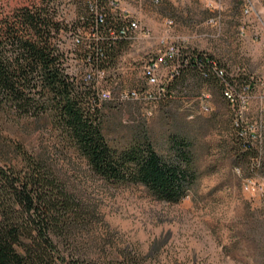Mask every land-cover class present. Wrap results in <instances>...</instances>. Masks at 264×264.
<instances>
[{"label":"rangeland","instance_id":"1","mask_svg":"<svg viewBox=\"0 0 264 264\" xmlns=\"http://www.w3.org/2000/svg\"><path fill=\"white\" fill-rule=\"evenodd\" d=\"M32 1L39 0H0V7ZM46 1L61 24L55 41L66 72L85 85L91 82L84 75L92 73L95 96L110 94L97 102L108 144L123 149L148 142L166 158L173 141L184 140L194 175L183 200L159 202L141 186H112L92 174L50 120L0 124L6 146L40 157L90 214L59 249L94 264H264V0H124L107 12L108 22L134 20L148 33L123 43L102 77L85 61L92 36L82 17L92 0ZM170 47L213 59L236 86L241 76L249 78L243 127H253L252 141L238 136L232 107L215 83L190 74L167 78L161 61ZM151 64L159 65L167 85L161 96L144 76ZM130 92L139 99L122 100Z\"/></svg>","mask_w":264,"mask_h":264},{"label":"trees","instance_id":"2","mask_svg":"<svg viewBox=\"0 0 264 264\" xmlns=\"http://www.w3.org/2000/svg\"><path fill=\"white\" fill-rule=\"evenodd\" d=\"M50 3L32 1L8 11L0 7V124L50 120L66 145L106 184L141 186L156 201L180 202L194 177L188 143L174 140L166 158L148 142L123 149L108 144L101 130L93 81L77 84L66 72L55 41L61 24ZM108 11L105 0H92L82 17L92 36L85 61L97 71H103L121 45L131 41L121 35L127 20L108 22ZM177 50L175 61L167 62L170 67L178 65L170 80L190 74L201 83L213 82L224 99L223 82L235 85L226 69L203 54L183 55ZM242 85L251 87L249 78L241 76L237 87ZM163 87L159 96L166 91V83ZM232 125L242 139V129ZM2 140L0 264H94L59 249V242L70 238L74 226L90 216L86 208L40 157L18 145L11 151ZM242 143L250 151V144Z\"/></svg>","mask_w":264,"mask_h":264},{"label":"built area","instance_id":"3","mask_svg":"<svg viewBox=\"0 0 264 264\" xmlns=\"http://www.w3.org/2000/svg\"><path fill=\"white\" fill-rule=\"evenodd\" d=\"M124 0H105L107 8L111 11L118 10L119 5ZM152 3L157 4L159 0H151ZM212 3L208 4V8H214ZM244 14L248 15L250 13V10L248 8L244 9ZM98 17V16H97ZM98 22L100 23V18L98 17ZM126 26H123V31H121L122 37L126 38L127 40H134L136 36L141 32V34L147 35V30L142 29L141 25L134 20L128 19L126 21ZM213 22V21H211ZM170 24V22H169ZM94 29H91V32ZM96 31V29H95ZM96 36V33L93 34V37ZM75 44H80L81 40L80 37L76 36L74 39ZM178 56V50L175 47H170L165 55V60L161 61L162 66L168 69L167 78L172 79L173 73L177 71L178 65L175 64L173 66H167L168 63H173L175 61L176 57ZM168 62V63H167ZM158 64H151L144 68V76L146 80L148 81V84L151 86H154L157 88V94L160 95L164 91V82H162L161 78L158 76ZM95 74L99 77H102L103 71H97L95 70ZM220 77L223 76V72L219 73ZM95 79L94 75L92 73H86L84 75V81L91 82ZM224 88L227 89V98H224L227 103H234L236 105V112H235V118H237V127H240L241 130V136L243 138L249 139L252 141L255 136L253 135V127L252 126H246L243 127L244 118L246 111L248 109L249 101H250V86L249 85H242L237 87L236 85H231L230 83L223 82ZM261 86L263 87L264 84L261 83ZM122 100H138L139 95L135 92H130L124 95H121ZM110 99V94L108 92L102 91L97 94V101H107ZM202 112H207L206 107H202ZM248 183L246 185V189L248 188Z\"/></svg>","mask_w":264,"mask_h":264},{"label":"bare ground","instance_id":"4","mask_svg":"<svg viewBox=\"0 0 264 264\" xmlns=\"http://www.w3.org/2000/svg\"><path fill=\"white\" fill-rule=\"evenodd\" d=\"M222 93H223V97L227 98V89H223ZM229 104L232 107L231 109L234 113V125L237 127V118H235L236 105H234V103H229Z\"/></svg>","mask_w":264,"mask_h":264}]
</instances>
